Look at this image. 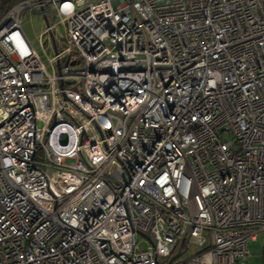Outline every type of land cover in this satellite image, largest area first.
<instances>
[{
    "label": "built area",
    "instance_id": "built-area-1",
    "mask_svg": "<svg viewBox=\"0 0 264 264\" xmlns=\"http://www.w3.org/2000/svg\"><path fill=\"white\" fill-rule=\"evenodd\" d=\"M261 230L264 0L12 1L0 264H245Z\"/></svg>",
    "mask_w": 264,
    "mask_h": 264
},
{
    "label": "rangeland",
    "instance_id": "rangeland-1",
    "mask_svg": "<svg viewBox=\"0 0 264 264\" xmlns=\"http://www.w3.org/2000/svg\"><path fill=\"white\" fill-rule=\"evenodd\" d=\"M21 26L26 37L29 39L30 43L37 51V53L41 56V59L45 62L47 60V57L43 54L39 38V34L43 27L41 17L39 15L29 14L25 12L22 16ZM58 30L59 32H57V35L59 36V34H61L63 31L61 25L58 26ZM45 48L47 55L49 57L52 56V51L49 44L45 43ZM67 162L70 163L71 160L68 159ZM137 241L138 245L142 248L149 244V241L142 235H138ZM248 249L250 253L247 256L245 264H264V230L256 232L255 239L250 240L248 243ZM198 251H200V247L190 244L188 246V251H186V253L182 255H179L178 257H175L174 262L188 259Z\"/></svg>",
    "mask_w": 264,
    "mask_h": 264
},
{
    "label": "trees",
    "instance_id": "trees-1",
    "mask_svg": "<svg viewBox=\"0 0 264 264\" xmlns=\"http://www.w3.org/2000/svg\"><path fill=\"white\" fill-rule=\"evenodd\" d=\"M13 0H0V15L12 3Z\"/></svg>",
    "mask_w": 264,
    "mask_h": 264
},
{
    "label": "water",
    "instance_id": "water-1",
    "mask_svg": "<svg viewBox=\"0 0 264 264\" xmlns=\"http://www.w3.org/2000/svg\"><path fill=\"white\" fill-rule=\"evenodd\" d=\"M178 254H179V251H177L176 253H174V254L171 256V258L176 257Z\"/></svg>",
    "mask_w": 264,
    "mask_h": 264
}]
</instances>
